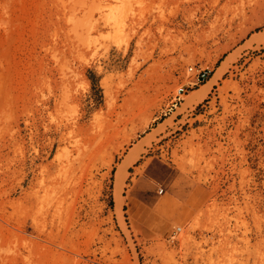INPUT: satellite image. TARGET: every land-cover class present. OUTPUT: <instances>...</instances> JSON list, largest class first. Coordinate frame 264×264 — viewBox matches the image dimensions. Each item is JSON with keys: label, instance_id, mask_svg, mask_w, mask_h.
<instances>
[{"label": "rangeland", "instance_id": "1", "mask_svg": "<svg viewBox=\"0 0 264 264\" xmlns=\"http://www.w3.org/2000/svg\"><path fill=\"white\" fill-rule=\"evenodd\" d=\"M0 264H264V0H0Z\"/></svg>", "mask_w": 264, "mask_h": 264}, {"label": "bare ground", "instance_id": "2", "mask_svg": "<svg viewBox=\"0 0 264 264\" xmlns=\"http://www.w3.org/2000/svg\"><path fill=\"white\" fill-rule=\"evenodd\" d=\"M222 68H223L222 66H219L216 72L213 74V76H210L208 80L205 81L203 84H201L200 87L196 90V96L199 99H202L208 93L209 89L211 88L213 84V81L216 79V76L220 73ZM130 161H131V155L130 154L126 155L125 159L121 162V165L118 166L117 170L115 171V182H114V188H113V196L115 199L114 200L115 201L114 210L119 215H121L120 188H121L122 182L124 181V172H125L126 166L128 165Z\"/></svg>", "mask_w": 264, "mask_h": 264}, {"label": "trees", "instance_id": "3", "mask_svg": "<svg viewBox=\"0 0 264 264\" xmlns=\"http://www.w3.org/2000/svg\"><path fill=\"white\" fill-rule=\"evenodd\" d=\"M86 76H87V78L90 82V85H91L92 96H93L94 101L96 103H101L102 102V92H101V88L98 85V78H97L96 74L93 71H91L90 69H88ZM198 80H200L201 83L203 84L205 81L208 80V75L206 78L205 73H204L203 77L202 76L198 77ZM109 202H110V205L112 206V198L110 199Z\"/></svg>", "mask_w": 264, "mask_h": 264}, {"label": "built area", "instance_id": "4", "mask_svg": "<svg viewBox=\"0 0 264 264\" xmlns=\"http://www.w3.org/2000/svg\"><path fill=\"white\" fill-rule=\"evenodd\" d=\"M202 74L204 75V73H202ZM203 75H201V76L203 77ZM199 76H200V75H199ZM199 76H198V77H199Z\"/></svg>", "mask_w": 264, "mask_h": 264}]
</instances>
